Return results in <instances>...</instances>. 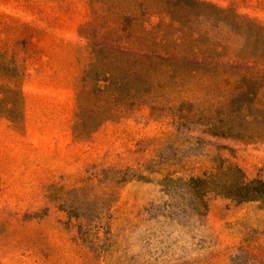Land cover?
Here are the masks:
<instances>
[{"label":"rangeland","instance_id":"obj_1","mask_svg":"<svg viewBox=\"0 0 264 264\" xmlns=\"http://www.w3.org/2000/svg\"><path fill=\"white\" fill-rule=\"evenodd\" d=\"M230 166L264 180V0H0V264H264Z\"/></svg>","mask_w":264,"mask_h":264},{"label":"trees","instance_id":"obj_2","mask_svg":"<svg viewBox=\"0 0 264 264\" xmlns=\"http://www.w3.org/2000/svg\"><path fill=\"white\" fill-rule=\"evenodd\" d=\"M115 30L116 29H110L106 31V41H104L103 43L94 42L91 44L92 56H94V58H99L102 56L107 61H112L114 65V67L106 70L107 72L104 78L107 81L105 85L106 87L103 88L102 86H98V90H107L106 88H108V90H111V88H114L111 91H118L119 82L116 80V78L119 77V74L116 72V68L118 66V64H116L115 62L116 60L123 59L129 61L131 58H135V63H139L140 61H143V59L145 60L147 58H150V61H152L154 60L153 56L156 55L155 40L148 44H143L135 40V38L139 36L137 27H123L121 28V32L123 33H118ZM143 32L145 33L149 31L144 29ZM124 38H126L127 40H125ZM122 39H124L125 41ZM129 69L130 70H126L128 73H136V68L133 69L129 67ZM84 79H87V76L84 77ZM121 83L123 82H120V85ZM256 84H258V79L254 76H243L240 80V87H242L244 90ZM121 98V93H116L113 95V106L111 107L113 111L118 110L124 104L128 103V101H124ZM236 112H239V110H237ZM110 116H107L106 118H109ZM232 170H237V172L239 173L238 178H236L235 180H228L227 178H225L223 181L216 182L217 185L222 187V190H220L221 193H225L226 195L234 197L239 201L256 200L259 201L264 207V180L259 177L248 179L244 170L238 166H230L226 168V170H224V174H227Z\"/></svg>","mask_w":264,"mask_h":264}]
</instances>
